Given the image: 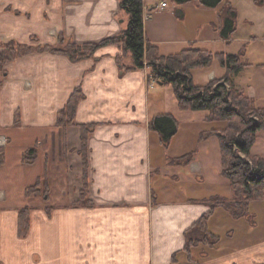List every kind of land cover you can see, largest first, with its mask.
Instances as JSON below:
<instances>
[{"label":"crops","instance_id":"1","mask_svg":"<svg viewBox=\"0 0 264 264\" xmlns=\"http://www.w3.org/2000/svg\"><path fill=\"white\" fill-rule=\"evenodd\" d=\"M142 3L145 37L162 56L191 47L214 54H229L231 46L264 50V0H224L216 8L170 0ZM224 5L236 14L228 41L219 35ZM127 24L119 0H0V44L55 46L59 36L76 44L98 43ZM120 54L109 45L78 62L33 53L5 65L0 264H264V221L259 225L253 219L263 217L264 200L248 203L244 216L249 220L233 216L220 203L233 204V198L221 175L218 141L211 137L197 143L199 133L225 123L202 119L193 136L179 138L181 119L190 115L184 121L192 124L193 114L178 109L170 85L149 82L147 69H131L130 55L122 60L127 70L121 68ZM207 69L206 80H223V68ZM196 71L193 84L206 85L195 81ZM76 88L84 99L75 125L58 128L56 116ZM160 114L172 115L179 125L166 148L149 129ZM81 125L94 126L85 165ZM33 148L35 160L24 164L23 155ZM192 152L189 164L174 163ZM83 174L89 205L75 206ZM37 182H42L40 190L27 195ZM23 207L30 209L29 228L20 237L18 211ZM206 214L218 243L185 252L187 230ZM236 223L243 227L240 234Z\"/></svg>","mask_w":264,"mask_h":264},{"label":"trees","instance_id":"2","mask_svg":"<svg viewBox=\"0 0 264 264\" xmlns=\"http://www.w3.org/2000/svg\"><path fill=\"white\" fill-rule=\"evenodd\" d=\"M176 5L196 3L206 8H216L224 0H170ZM121 10L127 15L128 24L125 30L118 35L104 39L98 43L76 44L59 36L55 46L19 45L16 43L0 44V88L2 76L6 64L33 53H51L66 57L71 62H78L92 58L95 52L105 46H115L121 54L116 61L121 68L123 58L130 55L133 66L131 69H147L148 81L155 84L170 85L177 100L180 111H206L207 122H224L222 129H214L203 132L199 141L203 142L215 137L219 145L221 175L229 181L232 191L233 204L224 205L233 216L242 217L246 213L248 203L253 200H264V155L251 157L248 162L245 157L250 156V150L255 142L256 133L264 130V107L255 109L252 100L243 91L234 88L229 82L232 74H237L244 66L241 57L244 48L237 55L223 53H211L205 50L188 48L177 54L162 56L158 48L150 44L144 32L142 17V0H119ZM220 37L228 41L235 31V11L228 5H224L221 13ZM213 59H216L225 70L222 80H212L204 86H196L191 80L193 70L207 68ZM228 84V88L226 85ZM84 99L80 88L74 89L69 95L64 107L56 116L55 126L66 129L75 125V116L78 104ZM257 118V121L253 119ZM93 125L80 126L81 156L83 165L85 162L86 142L93 131ZM149 129L158 134L161 143L166 148L170 140L177 133L178 123L169 114L154 116ZM35 149L28 150L23 155V163L31 164L35 160ZM244 155V158L240 157ZM193 152L175 159L178 165H187L193 159ZM3 161V148L0 149V163ZM28 187L27 195L37 193L40 184ZM219 203V204H220ZM85 175L83 174V188L80 198L75 206H87ZM215 206L211 205V209ZM28 207L18 211V235L24 237L29 228ZM210 214L204 215L194 223L186 233L185 252L191 247L203 244L215 246L219 238L207 228V220Z\"/></svg>","mask_w":264,"mask_h":264},{"label":"rangeland","instance_id":"3","mask_svg":"<svg viewBox=\"0 0 264 264\" xmlns=\"http://www.w3.org/2000/svg\"><path fill=\"white\" fill-rule=\"evenodd\" d=\"M242 48H244V54L241 57L240 61L244 66L239 71V73L230 75L229 82L231 83V85L234 88H236L240 91H243V93L249 99L252 100V107L253 108H255V109L262 108V107H264V50L262 49V46H259V47L258 46H252V45L240 46V47L231 46L229 49V54L232 53L230 55H237ZM219 66H220L219 62L216 59H213V61L211 62L209 67L215 68V70H216V68H218ZM209 67H207V68H209ZM207 68L197 69V71L195 73L196 74L195 75V78H196L195 81H199V83H201V85H204L207 82L208 83L210 82L209 80H206L207 79L206 77H204L205 74L210 71V69H207ZM225 85H226V88H228V84H225ZM189 112H190V114H193V119L195 121H194V123L189 124V122H190L189 119H188V121H184V119L187 120L188 116H190V115H184L183 116V118L181 119L179 138H180V136H183V135H187V136L192 135L193 136L195 127L196 128L198 127V124L200 122H202L201 121L202 119H203V121H205L204 116L207 114L206 111L202 110V111H189ZM253 119L255 121H257V118L253 117ZM199 126H201V125H199ZM200 131L201 130H198V133ZM200 134L201 133H199V135H198V139H197L198 141H199ZM206 141H208V139ZM200 142L201 141H199L197 143H200ZM203 142H205V141H203ZM194 144L196 145V140H194ZM262 155H264V130H259L256 133L255 142H254V144L250 150V156L248 158L247 157L244 158V155L240 154V157L244 158L248 162H250L251 157L262 156ZM0 190H2V188H0ZM214 210H215V208H214ZM215 213H216V215H215L216 218L219 219L220 218L219 211H215ZM257 213L262 214L261 212H257ZM240 218H246V217L242 216ZM237 219H239V217ZM246 219L249 220L248 218H246ZM253 219L255 221H257L259 223V225H261L262 222L264 221V215L262 218H258L257 220L255 218H253ZM225 220H226V217L223 216L221 224H224ZM237 222H239V221H237ZM241 222L244 223V221H241ZM242 229H243V227H241L240 224L236 223V230H237L238 234L242 233L240 231ZM241 239L239 238V240H241Z\"/></svg>","mask_w":264,"mask_h":264},{"label":"built area","instance_id":"4","mask_svg":"<svg viewBox=\"0 0 264 264\" xmlns=\"http://www.w3.org/2000/svg\"><path fill=\"white\" fill-rule=\"evenodd\" d=\"M165 6H166V4L163 2V3L161 4L160 8L162 9V8H164ZM152 83H154V82H152ZM5 144H6V139H5V137L0 136V149L3 148V147L5 146Z\"/></svg>","mask_w":264,"mask_h":264}]
</instances>
